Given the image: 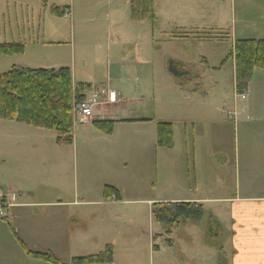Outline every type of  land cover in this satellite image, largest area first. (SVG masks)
I'll list each match as a JSON object with an SVG mask.
<instances>
[{"label": "rangeland", "instance_id": "obj_1", "mask_svg": "<svg viewBox=\"0 0 264 264\" xmlns=\"http://www.w3.org/2000/svg\"><path fill=\"white\" fill-rule=\"evenodd\" d=\"M18 1L22 11H14L13 5L7 9V1L0 0V36L10 42L18 41L25 34L38 35L33 29L41 25L40 40L36 44L31 37L27 38L22 53L0 55V74L13 68L69 67L73 71L75 66L77 82L103 85L106 91L115 90L121 95L120 102L126 105L124 118L131 116L138 100L143 97L141 107L146 105L157 118L169 119L175 125L183 118H200L203 122L206 115L215 123L223 118L217 108L223 106L227 97L214 92L215 77L219 75L198 59V53L217 54L216 49L231 45L236 36L258 37L260 34L255 33L261 16L259 6L255 2L242 6V0H153L154 21L142 22L133 19L131 0H48L47 11L43 0ZM51 6L67 12L63 16L57 15ZM32 8L38 12L33 20ZM85 10H90L92 16L89 20L84 18ZM72 11L74 20L70 15ZM86 23L92 24L89 28L94 29L93 39H90L91 33L79 28ZM189 34L194 37L186 39L185 35ZM200 37L207 39L202 40L208 41L205 43L213 42L216 46L209 49L206 45L199 47ZM218 39L224 43L217 42ZM170 60L190 62V74L198 76L192 82L197 91L196 95L193 94L197 97L196 102L185 99L181 85L169 74L167 62ZM231 67L232 58L228 57L220 74L225 85H233ZM96 92L99 91L91 92L90 96ZM99 93L100 105L94 108V116L105 120L110 114L108 108L118 103L99 107L114 104L117 97L114 93L113 101L109 96L104 100L103 93ZM192 103H196L198 109L185 110L184 113L183 107L191 109ZM199 129L206 136L209 133L211 138L214 133H223L234 157L236 132L233 118L227 120L225 126L202 124ZM142 135L136 129L122 126L115 131L114 141L108 134L98 133V137H91L88 141L80 140L79 148H75L74 142L69 146L60 145L55 131L0 120V194L2 189L11 190L23 201L28 192L36 194L32 190L37 192L44 186L49 190L63 184L67 190L66 198L72 200H76V193L80 199L85 198L86 188L96 186L100 191L105 186H115L128 201L181 197L183 192L179 186L185 179H192V162L189 171H178L180 166L175 157L168 161L165 157L161 159L155 148L151 149L150 155L142 154L143 145L133 140L129 142L132 137L138 139ZM128 211L123 214L125 218L135 215ZM139 216L146 218L143 221L148 234L147 211L143 208ZM209 216L204 215L196 226L205 233V242H214L217 248H221V240L210 237ZM191 222L187 223L194 225ZM186 230H176L175 234L181 236ZM145 242L147 247L146 238ZM164 242L169 245L165 236ZM217 260L219 264L221 257Z\"/></svg>", "mask_w": 264, "mask_h": 264}, {"label": "crops", "instance_id": "obj_2", "mask_svg": "<svg viewBox=\"0 0 264 264\" xmlns=\"http://www.w3.org/2000/svg\"><path fill=\"white\" fill-rule=\"evenodd\" d=\"M6 1L7 9L13 5L14 11H22L18 7L20 4L18 0ZM254 2L259 6L261 13L258 24L260 28L257 27L259 32H255L260 33L258 37L237 38L236 36L231 45H219L221 47L216 49L217 54H209L208 51L203 54L198 53V59H201L208 69L214 70V74L219 75L215 77L214 92L227 97L223 106L217 108L223 115L219 122L210 121L205 115L203 122L200 118H183L176 127L169 119L157 118L153 110L146 105L141 107L143 97L138 100L137 108L131 116L124 118L126 105L120 102L121 95L115 90L106 91L103 85L77 82L74 66L71 71L74 87L79 83L91 86V90L84 93L85 96H90L93 91H99L103 93L105 100L107 93L113 91L118 98L114 104H104L99 107L106 108L118 103L117 107L108 108L110 114L105 120L94 116L92 121L82 124L74 119L73 146L75 148H79L80 140L85 142L91 137H98V133L106 134L96 128V123L113 122L112 132L108 134L112 141H114L115 131L122 126H128L130 130L136 129L143 135L138 139L132 137L129 142L133 140L143 145L140 149L142 154L150 155L151 149L155 148L161 159L165 157L168 161L175 157L180 166L178 171H189L190 162H192V179L182 181L179 186L180 191L183 192L181 197L160 200H124L120 190L115 186H105L102 191L97 186L87 187L84 191L85 198L80 199L79 193H76V200L66 198L67 190L63 184L52 186L49 190L46 186L38 189L37 192L32 190L36 194L28 192L27 198L23 201L19 199L21 206L9 211L6 220L0 218V264H49L32 258L28 252L52 254L63 264H72L74 259L99 256L109 248L112 250V261L105 264H217L218 257H221L219 264H264V71L258 70L256 71L258 73H254L246 100L237 97L236 66L233 58L231 67L233 85H225L220 79L226 59L233 55L237 40H264V0H242L241 5L249 6ZM42 3L47 11L48 0H43ZM29 9L30 7H27V10ZM88 11L85 10L84 18L89 20L92 15L90 10ZM62 12L66 14L67 11ZM30 15L32 20L36 18L37 10L32 8ZM70 15L74 20L73 11ZM91 25L86 23L79 25V28L91 33L90 39H93L95 33L93 28H89ZM73 28L75 29V25ZM33 31L38 35L25 34L21 40L13 42L7 41L5 36H0V44L25 46L24 41L30 37L32 42L39 44L41 25L35 27ZM245 32L244 29L243 33ZM185 37L190 39L194 36L189 34ZM202 40L207 39L200 37L199 47L206 45L209 49L210 46H216L213 42L205 43L208 41ZM217 42L224 43L221 40ZM73 48L75 49V41ZM176 62L183 63L186 71L193 78L192 81L187 82L188 85L186 82L181 83L176 80L177 84H180L184 90L183 95L187 101L196 102L197 97L193 96L197 91L192 87V82L198 76L190 74V62L186 60ZM61 68L71 70L69 67L47 70ZM193 109H198L196 103L191 104V109L183 107L184 113L185 110ZM230 112L237 113V117L229 115ZM231 118L234 119L236 132L234 157L227 147V140L223 133H214L211 138L209 133L206 136L199 129L202 124L225 126L227 120ZM159 123L175 125L173 127L174 144L170 148L158 146ZM107 188L115 189L117 192L113 190L112 196L106 198ZM2 190V194L19 198L11 190ZM176 203H194L202 206L204 215L209 214V219L212 217L221 227V248H217L214 242H205L203 240L205 233L197 228L196 223L191 225L187 223L188 221H183L170 234L166 233L164 227L160 229L158 227L160 223L154 216L155 206ZM143 208L148 213V234L145 232L143 221L146 218L139 216ZM127 210L135 215L125 218L123 214ZM182 228L187 230L182 232L181 236H177L175 231ZM177 232L179 234V231ZM164 236L169 245L164 242ZM145 238L148 240L147 247Z\"/></svg>", "mask_w": 264, "mask_h": 264}, {"label": "trees", "instance_id": "obj_3", "mask_svg": "<svg viewBox=\"0 0 264 264\" xmlns=\"http://www.w3.org/2000/svg\"><path fill=\"white\" fill-rule=\"evenodd\" d=\"M131 6L135 21H154L153 0H131ZM52 9L57 15H65L57 7ZM23 51L22 45L0 44V55L19 54ZM231 58L235 60L237 92L245 93L249 90L254 73L258 70L264 71V40H237ZM167 68L169 74L181 83L193 80L181 62L170 60ZM89 90L91 86L85 83L74 87L72 72L68 68H13L8 73L0 74V120L16 121L26 126L55 131L60 145H72L73 106L75 101L82 100L84 93ZM113 124L98 122L95 126L98 130L111 134ZM157 137L158 146L172 147L173 125L159 123ZM113 190L115 189H106V198L112 196ZM204 214V208L194 203L158 204L154 208L155 219L166 229L167 234L177 229L183 221L200 222ZM209 234L213 239H220L222 234L220 225L212 217L209 219ZM28 255L49 264H63L52 254L28 252ZM112 256V250L109 248L99 256L74 259L72 264H105L112 261Z\"/></svg>", "mask_w": 264, "mask_h": 264}, {"label": "built area", "instance_id": "obj_4", "mask_svg": "<svg viewBox=\"0 0 264 264\" xmlns=\"http://www.w3.org/2000/svg\"><path fill=\"white\" fill-rule=\"evenodd\" d=\"M100 96L99 92L93 94V96H85L82 100H77L73 106V116L74 119L79 123H88L93 120L94 117V108L100 105ZM110 100H114V93L108 92ZM237 97L246 100L247 92L242 94H237ZM229 115L236 116L237 113L230 112ZM21 206L19 198L10 197L9 195L0 194V218L6 220L8 213L11 209Z\"/></svg>", "mask_w": 264, "mask_h": 264}]
</instances>
